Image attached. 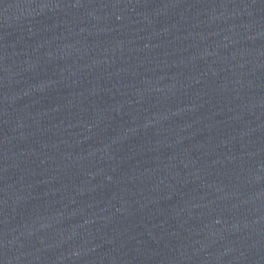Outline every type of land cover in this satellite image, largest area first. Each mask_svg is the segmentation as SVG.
<instances>
[{"label": "water", "instance_id": "1", "mask_svg": "<svg viewBox=\"0 0 264 264\" xmlns=\"http://www.w3.org/2000/svg\"><path fill=\"white\" fill-rule=\"evenodd\" d=\"M0 264H264V0H0Z\"/></svg>", "mask_w": 264, "mask_h": 264}]
</instances>
